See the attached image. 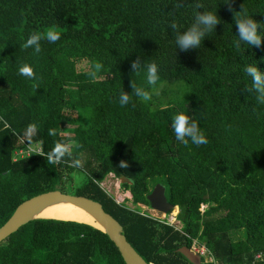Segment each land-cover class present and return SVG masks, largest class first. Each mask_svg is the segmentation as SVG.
Segmentation results:
<instances>
[{"label": "trees", "instance_id": "trees-1", "mask_svg": "<svg viewBox=\"0 0 264 264\" xmlns=\"http://www.w3.org/2000/svg\"><path fill=\"white\" fill-rule=\"evenodd\" d=\"M204 11L220 23L200 47L179 49L170 25L175 21L183 33ZM240 14L260 24L264 36V0H230V6L227 0H0V226L21 200L58 188L100 201L148 263L193 264L177 249L195 241L211 258L201 264H264V104L247 90L252 81L245 72L255 65L264 73V40L259 47L234 46ZM50 29L60 33L58 41L41 39L39 53L23 47L31 34ZM153 62L159 80L151 86L146 66ZM97 63L102 67L93 77ZM23 64L35 79L19 74ZM132 85L151 98L136 96ZM121 91L131 97L127 105L119 102ZM179 112L208 143L176 139L172 119ZM33 123L37 132L28 141L25 129ZM58 141L70 145L71 155L50 164ZM27 147L34 151L15 153ZM122 160L127 168L119 167ZM109 173L131 180L121 186L133 207L100 184ZM156 177L178 208L180 229L138 207L149 206V180ZM0 264L125 262L93 225L33 218L0 242Z\"/></svg>", "mask_w": 264, "mask_h": 264}, {"label": "clouds", "instance_id": "clouds-1", "mask_svg": "<svg viewBox=\"0 0 264 264\" xmlns=\"http://www.w3.org/2000/svg\"><path fill=\"white\" fill-rule=\"evenodd\" d=\"M227 3H229L230 6V0H227ZM195 7L202 8L204 7V5L202 3H197ZM240 12H242V10ZM234 22L238 32V39L234 41L235 47L239 48L242 43L256 47H259L261 45L262 40H264V36H261L258 31L260 24L254 21L251 16L247 14H240L234 17ZM219 23L220 20L218 19L216 13L212 11H204L202 13L196 12L194 15V22L191 24L190 27L187 28L186 31H183V33L179 32V26L175 21H173L170 26L173 30L176 31L175 45L181 50H187L189 48H198L200 47L201 41L205 37V35L212 32L215 26ZM41 39H47L49 42L55 43L60 39V33L53 29L48 30L47 33L43 36L39 33H33L27 38L26 42L23 44V47L26 49L35 46L33 47L34 52L39 53V41ZM94 67L96 71L90 73L93 77H95L96 72L101 69L102 65L97 63ZM140 67L141 65L139 64L138 59L137 61H134L131 64V68L135 72H137ZM146 69L147 83L151 86L156 85L157 81L159 80L158 66L153 62L147 64ZM18 72L20 75L28 79H35L34 69L28 64H23L21 67H19ZM245 72L251 78L252 81L251 88L247 90L254 91L255 93H257V102L264 104V73L259 71L255 65L246 66ZM33 87L35 88L36 85H34ZM132 88L134 90L135 95L142 98L143 100L147 101L151 98L150 93L144 90L142 87H136L135 85H132ZM130 99L131 97L128 94L121 91L119 102L122 106L127 105ZM172 128L175 133L176 139L185 144L188 143V139H190L191 142L197 146L208 143L207 138L200 131L197 123L195 121H191L190 117L184 114L183 112H179L173 117ZM36 132L37 126L33 123L29 124L26 127L24 135L25 137H27L28 141H31ZM55 134L56 133L54 130H49V135ZM39 154L42 153L40 152ZM66 155H71L70 145L58 141L48 153L47 160L50 164H58ZM73 166L82 167V162L80 160H74ZM127 166V162L123 160L120 161V168H127ZM174 210L175 209L167 213L174 212ZM176 214H178V208Z\"/></svg>", "mask_w": 264, "mask_h": 264}, {"label": "water", "instance_id": "water-1", "mask_svg": "<svg viewBox=\"0 0 264 264\" xmlns=\"http://www.w3.org/2000/svg\"><path fill=\"white\" fill-rule=\"evenodd\" d=\"M120 183H131V180L125 176L119 177ZM151 209L167 213L174 209L164 196V187L161 183H156L146 196ZM60 200H69L75 205L84 209L88 214L101 225V229L107 234L109 239L115 244L125 264H152L148 263L133 248L126 239L122 225L102 206V203L83 194L64 192L58 188L41 191L33 194L23 200L14 208L8 219L0 226V242L14 232L19 226L37 217V213L49 205L51 202ZM80 222V221H79ZM95 227V226H94ZM191 263L201 264L202 257L186 246L177 249Z\"/></svg>", "mask_w": 264, "mask_h": 264}, {"label": "bare ground", "instance_id": "bare-ground-1", "mask_svg": "<svg viewBox=\"0 0 264 264\" xmlns=\"http://www.w3.org/2000/svg\"><path fill=\"white\" fill-rule=\"evenodd\" d=\"M37 217L80 221L102 228L88 212L69 200L49 203L37 213Z\"/></svg>", "mask_w": 264, "mask_h": 264}, {"label": "rangeland", "instance_id": "rangeland-1", "mask_svg": "<svg viewBox=\"0 0 264 264\" xmlns=\"http://www.w3.org/2000/svg\"><path fill=\"white\" fill-rule=\"evenodd\" d=\"M18 150H19V149H18ZM18 150L15 151L16 154L18 153ZM31 153H32V152H31ZM24 155H26V154H24ZM80 177H81L80 174L77 175V178H80ZM154 179H155V180H154ZM154 179H150V180H149V186H151V188H153V186L157 183L156 180H158L157 177L154 178ZM103 181H104V186H105V188L109 189L111 194H114V196H116L117 198L122 199V200L126 199V197H127L128 199L125 200L126 203H127V205H130V206H132V207L134 206L133 203L130 201V199H131V194H130V192L127 191L125 188H123V186H121V183H120L119 180L115 179V178L112 177L111 175H109V176L107 175V176L103 179ZM153 182H155V183H153ZM158 183H160V182H158ZM150 191H151V190H150ZM138 207L140 208L141 211H143V212H145V213H147V214H149V215L155 216V217H157V218H162V215H160V214H158V213H156V212L150 210V206L138 205ZM205 208H206L205 206H202V207H201V210H203V209H205ZM176 211H177V210H176ZM165 220H166V219H165ZM175 224H177V227H178V228L181 227V225H180V223H179L178 221L175 222ZM193 251L195 252V250H193ZM204 251H205V250H204ZM205 252H206V251H205ZM195 253H197V252H195ZM201 257H203V256H201ZM203 258H206V253H204V257H203ZM204 260H205V259H204ZM206 261H209V259H207Z\"/></svg>", "mask_w": 264, "mask_h": 264}, {"label": "built area", "instance_id": "built-area-1", "mask_svg": "<svg viewBox=\"0 0 264 264\" xmlns=\"http://www.w3.org/2000/svg\"><path fill=\"white\" fill-rule=\"evenodd\" d=\"M32 151H34V150H32V148H30V147H27L26 149L20 148V149L18 150V153H17V154L20 155V156H22V155H24V154L29 155V154H31ZM109 175H111L112 177H114L115 179H117V180L120 181V179H119L118 177H115L113 173H109L108 176H109ZM100 184H101L102 186H104V181H103V180L100 181ZM104 187H105V186H104ZM106 189H107V188H106ZM107 191L110 192L109 189H107ZM127 191H128V190H127ZM113 195H114V194H113ZM115 198H116L118 201H123L122 199H119V198H117L116 196H115ZM126 198H127V197H126ZM124 200H125V199H124ZM175 208H176V207H175ZM150 210H152V211H154V212H156V213L162 215V218H157V217H155V216H152V215H149V214L146 213V214L149 215L152 219L157 220V221L162 222V223H165V224H168V225H170V226H173L175 229H180V228L177 227V224H175V222H177V219H176L177 214H176V212H170V213L165 214V213L157 212V211H155V210H153V209H150ZM165 219H166V220H165ZM190 249H191L192 251L195 250V252H197L198 254H200V255L203 256V257H204V253H206V258H204L205 261H206L207 259H209V262L211 261V258L209 257V255H208L206 249L204 248V246H199V245L194 241L193 244H192V246L190 247ZM204 250H205L206 252H205Z\"/></svg>", "mask_w": 264, "mask_h": 264}, {"label": "flooded vegetation", "instance_id": "flooded-vegetation-1", "mask_svg": "<svg viewBox=\"0 0 264 264\" xmlns=\"http://www.w3.org/2000/svg\"><path fill=\"white\" fill-rule=\"evenodd\" d=\"M203 258V257H202Z\"/></svg>", "mask_w": 264, "mask_h": 264}]
</instances>
